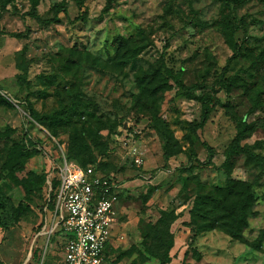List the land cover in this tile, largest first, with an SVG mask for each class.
Masks as SVG:
<instances>
[{"label": "rangeland", "instance_id": "1", "mask_svg": "<svg viewBox=\"0 0 264 264\" xmlns=\"http://www.w3.org/2000/svg\"><path fill=\"white\" fill-rule=\"evenodd\" d=\"M59 5L58 22L31 15L53 18ZM117 36L141 48L137 69L115 61ZM162 63L196 95L216 92L223 103L199 128L200 103L175 87L165 91L158 117L173 141L155 128L137 83ZM263 90L260 0H0V91L13 102L0 107V264H61L66 240L55 217L53 168L77 137L91 165L126 183L115 231L127 238L109 250L110 264H159L171 233L169 264H264V242L251 245L264 229V164L244 153L227 161L244 123L250 129L241 144L264 157ZM70 102L83 115L57 134L27 111L28 103L45 114ZM25 135L35 147L20 168L15 155ZM231 178L249 182L255 195L258 213L244 239L201 231L191 216L198 194Z\"/></svg>", "mask_w": 264, "mask_h": 264}, {"label": "trees", "instance_id": "2", "mask_svg": "<svg viewBox=\"0 0 264 264\" xmlns=\"http://www.w3.org/2000/svg\"><path fill=\"white\" fill-rule=\"evenodd\" d=\"M10 0H4L6 5ZM225 5L231 6L232 4H241L247 0H222ZM264 2V0H260ZM62 10V6L59 5L56 15L53 18L42 20L35 13L31 15L38 18L43 23L58 22L59 12ZM14 36H23V32L14 33ZM115 48L113 57L117 64L121 66L130 65L132 68H138L139 53L141 48L133 45L130 38L124 36H117L115 38ZM239 49L236 50L232 58L239 56ZM231 61V59L229 60ZM137 83L139 85L143 103L146 108L152 111L154 120H156L155 128L160 131L168 140H174L173 134L167 130L164 120L158 117L159 113V98L163 96V93L168 89L176 88V94L184 96L188 99H195L201 105V120L198 123V127L202 128L208 121L213 108L217 105H223L216 92H206L202 95H196L194 93V87L187 85L182 79V75L176 72L170 67H167L164 63L159 66H152L148 70L142 71L137 75ZM264 93V90H263ZM158 101V102H157ZM0 107H13V102L6 95L0 91ZM257 105L254 106L256 108ZM27 111L42 125L46 126L49 130L55 134L60 129H69L72 127L78 116H82L79 105L75 102L62 104L61 107L55 109L50 113L39 114L32 107L31 103H28ZM250 126L246 123L237 132L233 145L227 151V161L233 156L244 153L253 158L258 164H264V157L251 152L247 147L241 144V141L246 137ZM167 130V131H166ZM77 137V136H76ZM75 138V137H74ZM78 143L72 141L70 148L65 151L66 157L69 161H73L81 167H86L93 163V159L90 158V154L86 157L82 148L86 145V141L82 137L75 138ZM209 155H213V148L206 142L202 143ZM31 147H35V142L28 135L24 136V141L17 143L18 154L15 155V149H12L10 156L13 154L16 156L17 164L20 168L30 155L29 150ZM82 147V148H81ZM35 152H40V149H36ZM98 169V167H97ZM99 170V169H98ZM100 171V170H99ZM109 176L110 174H104ZM60 185V179L55 172V200L54 208L56 206L57 192ZM258 211L255 208V195L252 190V186L249 182L231 178L224 186H216L207 193L198 194L196 196L195 205L191 212V216L194 219H200L198 224L201 231H208L211 229H221L226 231L231 237L235 239H244V232L249 227L250 219L257 215ZM264 242V229H262L251 245L255 248H260ZM174 235L171 233L167 241V246L163 251V254L159 258V264H169L172 260L170 254L171 249L174 247Z\"/></svg>", "mask_w": 264, "mask_h": 264}, {"label": "built area", "instance_id": "3", "mask_svg": "<svg viewBox=\"0 0 264 264\" xmlns=\"http://www.w3.org/2000/svg\"><path fill=\"white\" fill-rule=\"evenodd\" d=\"M58 158L53 168L60 179L55 217L66 236L63 264H108L105 251L117 220L120 180L94 165L69 161L63 146ZM136 161L143 164L140 157Z\"/></svg>", "mask_w": 264, "mask_h": 264}, {"label": "crops", "instance_id": "4", "mask_svg": "<svg viewBox=\"0 0 264 264\" xmlns=\"http://www.w3.org/2000/svg\"><path fill=\"white\" fill-rule=\"evenodd\" d=\"M120 187L118 189V194L120 192L121 189H124V187L126 186V183L124 181H120ZM119 200V199H118ZM117 206H118V202L116 204V213H117ZM116 222L114 224V228H113V234H112V238L111 240L109 241L108 245H107V248H106V260H107V263L110 264L112 259L111 258V254L109 253V250L112 248V247H116V245L120 242H125L126 241V238H127V235L124 231H115V228H117V222L119 220V217L117 216L116 214ZM63 237L65 238L66 240V236L64 233H62ZM120 237H123L122 239ZM63 258H64V252H63V256H62V259H61V264H63Z\"/></svg>", "mask_w": 264, "mask_h": 264}]
</instances>
